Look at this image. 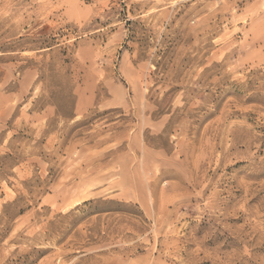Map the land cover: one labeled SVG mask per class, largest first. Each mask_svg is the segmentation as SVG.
Returning a JSON list of instances; mask_svg holds the SVG:
<instances>
[{"label": "rangeland", "instance_id": "obj_1", "mask_svg": "<svg viewBox=\"0 0 264 264\" xmlns=\"http://www.w3.org/2000/svg\"><path fill=\"white\" fill-rule=\"evenodd\" d=\"M0 264H264V0H0Z\"/></svg>", "mask_w": 264, "mask_h": 264}]
</instances>
